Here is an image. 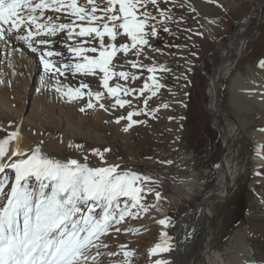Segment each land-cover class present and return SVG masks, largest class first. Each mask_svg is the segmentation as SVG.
<instances>
[{
	"label": "rangeland",
	"instance_id": "obj_1",
	"mask_svg": "<svg viewBox=\"0 0 264 264\" xmlns=\"http://www.w3.org/2000/svg\"><path fill=\"white\" fill-rule=\"evenodd\" d=\"M260 1L262 0H175V3H166L160 0L159 9L171 16L167 21L164 16L159 15L156 8L149 5L148 10L157 17L151 23L158 34L148 38V45L138 46L141 48L139 56L134 54L136 49H129L127 55L118 51L109 67L110 72L118 73L123 70L128 73L129 79L112 76L109 84H120L136 90L128 95L122 91L118 93L121 99L131 101L130 107H114L115 97L108 96L107 90L102 88L103 73H99L98 69L95 75H73L66 72L63 77H51V74L43 71L39 53H32L21 41H11L14 59L2 60L0 53V138H7L12 132L18 131L25 145L27 142H43V149L49 150L51 157L62 160L76 158L83 161L87 155L89 165L96 167L106 165L91 150L110 149L103 153L108 164L119 165L124 171L142 173L156 181L148 186L159 191L162 199L156 200L155 191L148 194L143 201L149 206L147 212L140 211L136 218L126 217L124 222L114 225L113 229L102 236L100 242L107 247L92 249L96 264H154L156 259L172 264L175 242L181 237L179 222L201 203L208 190L218 187L213 170L225 156L223 136L212 126L208 93L210 76L225 59L214 53L205 59L203 73L199 66L207 53L226 43L236 24L254 10ZM193 8L195 12L192 11ZM46 15L59 16L60 19L54 21L56 23L69 21L64 12H46ZM163 26H167L169 31H163ZM120 32L115 43L130 44V38L123 34V30ZM246 35L242 60L233 74L219 81L218 94L242 128L245 139L242 137L238 144V160L246 162L247 169L245 173L243 169L241 174H237L228 197L214 203L210 229L219 248L224 247L230 237L241 230L244 240L241 241L245 242L254 255L256 264H264V165L259 166L252 159H247L255 154L254 147L259 139L262 137L264 140V132L261 131L264 129V108L235 97L232 89L236 77H248V68L264 59V20H252L246 27ZM52 39L55 43L48 50L65 54L67 44L78 42L67 41L64 34ZM105 42H108L107 37ZM41 48L43 50V46ZM87 55L99 58L98 53ZM234 58L237 59L235 55ZM55 59L65 61L66 56ZM132 60L142 67L131 68L128 61ZM148 68H156L158 71L149 73ZM133 75L136 76L135 79H132ZM153 76L155 80L150 79ZM146 82L149 90H145L144 95L140 96L139 90ZM157 82L162 87L155 89L153 85ZM81 83L89 84L93 92L104 93L100 103L107 106V111L101 109L94 99L92 102L95 106L88 108L87 95L83 98L65 95L69 88L77 89ZM253 85L256 90L264 88L262 72L254 76ZM253 85L246 84L250 89L254 88ZM58 87L59 92L55 90ZM81 91L87 93L88 89ZM152 91L156 92L155 96ZM145 99L148 101L147 106L144 104ZM165 104L168 105L167 108L164 107ZM81 108L85 110L82 112ZM129 111L142 113L133 116L132 119L137 123L126 119ZM121 116L125 119L116 123V119ZM226 119L219 116L215 124L217 122L220 129L228 133ZM186 125L188 132H185ZM126 127L128 130L124 131ZM14 142L12 140L7 145L8 156ZM78 145L83 147L78 148ZM256 150L264 157V141ZM191 180L207 182V186L201 189L195 187L190 199H183L180 205L176 201L186 193L183 186ZM9 188L10 184L5 190ZM165 217H169L174 225L167 228L160 225L158 221ZM198 221L200 222V218ZM115 228L120 231L116 232ZM162 230L168 232L170 239L161 235ZM204 236V230L200 228L184 236L188 243L194 245L191 247L192 253L185 252V261L191 256L192 263L202 264L200 256L194 250L199 249ZM166 239L171 244V251L150 255V250ZM184 245L183 241L181 246ZM97 251L99 256L96 255ZM125 251L133 255L125 257Z\"/></svg>",
	"mask_w": 264,
	"mask_h": 264
},
{
	"label": "snow or ice",
	"instance_id": "obj_2",
	"mask_svg": "<svg viewBox=\"0 0 264 264\" xmlns=\"http://www.w3.org/2000/svg\"><path fill=\"white\" fill-rule=\"evenodd\" d=\"M159 2L160 0H0V42L7 46L13 40L21 41L32 53H39L43 71L51 74V77H63L66 72L73 75H95L98 69L99 73H103L102 88L107 90L108 96L115 97L114 107H130L131 101L121 99L118 93L122 91L128 95L136 90L120 84L110 86L109 79L112 76L129 79L128 73L123 70L118 73L110 72V62L118 51L127 55L129 49H136L134 54L141 55V48L138 46L148 45V38L158 34L151 23L157 17L148 10L149 5L156 8L165 21L171 19L170 14L166 15L165 10L159 9ZM164 2L175 3V0ZM192 11L195 12V9ZM46 12H64L69 21L56 23L54 21L59 20V16L46 15ZM120 30L130 38V44L115 43L121 34ZM163 31L168 32L169 28L163 26ZM60 34H64L67 41H78L76 44L66 45L67 54L48 50L55 43L52 38ZM88 53H98L99 58L89 56ZM65 56V61L55 59ZM128 63L131 68L142 67L135 60ZM258 66L264 69V59L258 62ZM147 71L154 73L158 69L148 68ZM135 78L133 75L132 79ZM150 79L155 80V77ZM43 83L42 80V85ZM160 87L162 85L158 82L153 85L155 89ZM82 89H88L87 93L82 92ZM55 90L59 92L60 88ZM145 90H149L147 82L139 90V95L143 96ZM65 95L70 98H83L87 95L88 108L95 106L92 102L94 99L101 109L107 111V106L100 103L104 93L91 91L87 83H81L74 90L69 88ZM152 95L155 96L156 92L152 91ZM147 103L145 99V106ZM164 107L167 108L168 105L165 104ZM84 110L80 109L82 112ZM141 114L139 111H129L126 119L137 123L132 118ZM122 119L125 117H118L116 123ZM127 130L126 127L124 131ZM12 140L17 143L11 156H8L7 145ZM91 151L106 166H90L87 155L83 161L51 157L43 149V142L31 146L27 151L22 150L19 147L18 131L12 132L7 138H0V264H96L92 249L107 247L100 242V238L113 229L114 225L124 222L126 217L136 218L140 211H148L149 206L143 201L155 191L148 186L155 183V179L142 173L124 171L116 164H108L103 153L110 149ZM9 184L10 188L6 191ZM155 198L157 201L162 199L159 191H155ZM132 209L137 211L133 212ZM158 223L167 228L170 218H162ZM115 231L119 232L120 229L115 228ZM161 235L170 239L168 232ZM169 251L171 244L166 239L164 243H157L150 250V255L156 256ZM96 255H100L99 251ZM123 255L128 257L133 253L125 251ZM154 264L169 262L156 259Z\"/></svg>",
	"mask_w": 264,
	"mask_h": 264
},
{
	"label": "bare ground",
	"instance_id": "obj_3",
	"mask_svg": "<svg viewBox=\"0 0 264 264\" xmlns=\"http://www.w3.org/2000/svg\"><path fill=\"white\" fill-rule=\"evenodd\" d=\"M256 8L253 10V15L246 16L241 19L238 27L232 32V34H234L233 39H230L231 37H228L226 43L220 46L219 50L214 52L220 54L225 60L221 64H218L209 79L210 87L208 88V93L210 97V106L212 110L211 112H213L216 117V121L219 116L227 118L226 120L228 121L227 123L229 131L228 133H225L223 131V139L224 143L226 144L228 142L229 146L227 147V150L224 151L225 156L223 160L218 163V165H216L213 170L216 175V185H218V187L210 191L208 190L201 203L197 205V207L194 208L193 211L184 215L179 222V226L181 228L179 235H181V237L180 240L175 242L176 244L173 249L175 250V256L171 260L172 264H195V262L192 263L193 258L190 259L191 256L187 257L186 261L184 259L185 252L188 251L189 253H192L193 249H191V247L194 246L193 243H188V240L186 241L184 236L186 237V234L191 233L194 230L196 231L198 228L204 230L205 236L200 242L201 244L198 247L199 249H195L194 251H197L196 254L200 256V261H202V264H256L254 255L251 253V251L248 250L245 242H242L244 240H242L243 232L241 230L236 231L230 237L227 244L224 245V247L219 248L215 244V239L211 236L210 229V220L213 218L212 209L214 203L228 197V192H230V190L234 186L237 174H241L243 169L245 173L247 169V163H242L238 160V157L240 155V153L238 154L240 150V146L238 144L241 141L242 137L243 139H245L243 136L242 128L229 108L226 107V105H224L220 100L218 92L220 89L219 81L233 74L238 67L237 64L242 60L247 42L246 27L255 18H262L264 20V0L260 1V4L256 6ZM232 34H230L229 36H231ZM11 45V42L7 46L3 42H0V53L2 60H4L5 58L7 59V61L10 59H14L15 54ZM234 55L237 57V59L234 58ZM260 72H262V83H264V69L259 68L257 62L254 67L248 68V77L239 75L233 80L232 89L235 97H240L244 100L251 101L252 103L259 104L264 108V88L256 90V87L253 85L254 76H257ZM246 84H251L254 86V88L250 89L248 86H246ZM239 100L240 99H238L237 101ZM262 141L264 140L261 137L259 139V143L257 142V146L260 145ZM16 143L17 142L15 141L12 144V149L9 156H11V153L15 150ZM38 144L40 143L27 142V145H25L23 144L22 137L19 136V147L22 150L27 151L31 148V146ZM257 146L254 147L255 154H251V156H249L247 159H252L259 166L264 165V157L257 152ZM43 148H45L44 145ZM46 152L48 153L49 150H46ZM205 186H207V182L198 183L196 182V180H191L189 183L183 186L186 193L181 199L178 198L176 202L181 205L183 199H190L189 197L193 194L195 187L201 189ZM198 218H200V222L198 221ZM170 225H174V223L170 221ZM130 230H132L133 234V228ZM162 231L164 232V230ZM182 239L186 244L183 247L181 246V244H183Z\"/></svg>",
	"mask_w": 264,
	"mask_h": 264
},
{
	"label": "water",
	"instance_id": "obj_4",
	"mask_svg": "<svg viewBox=\"0 0 264 264\" xmlns=\"http://www.w3.org/2000/svg\"><path fill=\"white\" fill-rule=\"evenodd\" d=\"M256 10H257V8H256ZM254 14V12H253V10L247 15V16H250V15H253ZM241 21V20H240ZM240 21L236 24V27H235V29L238 27V24L240 23ZM229 37H231L230 39H233V37H234V34H232L231 36H229ZM222 48V47H221ZM220 48H217L215 51H213V52H209V53H207L205 56H204V58H203V61H202V63H201V65L199 66V69H200V72H204L203 71V67H204V62H205V59L208 57V56H210L212 53H214V52H216L217 50H219ZM210 111V114H211V117H212V126H213V128L214 129H216L217 130V132L221 135V136H224V132L220 129V127L217 125V122H216V124H215V121H216V117H215V115L213 114V112H211V110H209ZM185 132H188V126L186 125L185 126ZM229 146V144H228V142L225 144V147H224V151H226L227 150V147Z\"/></svg>",
	"mask_w": 264,
	"mask_h": 264
}]
</instances>
